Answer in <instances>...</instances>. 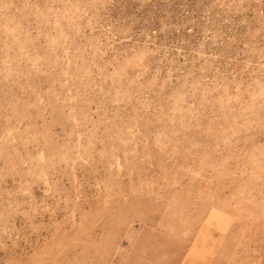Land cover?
Segmentation results:
<instances>
[{
  "label": "rangeland",
  "instance_id": "374dc122",
  "mask_svg": "<svg viewBox=\"0 0 264 264\" xmlns=\"http://www.w3.org/2000/svg\"><path fill=\"white\" fill-rule=\"evenodd\" d=\"M0 264H264V0H0Z\"/></svg>",
  "mask_w": 264,
  "mask_h": 264
}]
</instances>
